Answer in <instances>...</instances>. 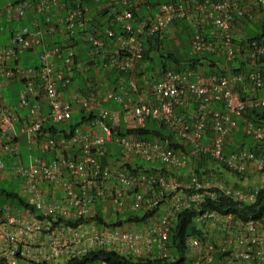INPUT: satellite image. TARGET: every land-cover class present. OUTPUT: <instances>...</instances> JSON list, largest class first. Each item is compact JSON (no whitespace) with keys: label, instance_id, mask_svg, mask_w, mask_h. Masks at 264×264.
Returning <instances> with one entry per match:
<instances>
[{"label":"built area","instance_id":"1","mask_svg":"<svg viewBox=\"0 0 264 264\" xmlns=\"http://www.w3.org/2000/svg\"><path fill=\"white\" fill-rule=\"evenodd\" d=\"M71 1L66 6L65 0H8L0 6V17L7 19L23 17L29 8L41 12L51 31L56 29L51 6H66L60 28L67 35L61 45L45 46L37 65L9 61L42 42L39 27L15 28L8 42L0 44V73L23 80L16 107L0 97V150L17 154L20 133L39 150L28 164L19 160L12 166L33 218L0 203V264H65L96 249L112 250L133 262L172 260L170 232L182 208L196 209L193 220L200 235L184 237L190 260L174 264H264V212L240 218L206 206L220 193L254 202L264 181L262 176L259 182L248 181L249 173L264 168V122L243 118L249 107L264 106V29L259 36L244 30L247 23L258 29L264 21V0H170L144 15L134 13L135 0H94L98 10L109 8L104 27L93 21L88 2ZM179 21L191 26V50L223 59L224 64L218 62L223 69L169 67L140 84L136 64L143 57L144 40L162 37ZM76 35L87 46V63L101 60L103 67L115 72L114 81L101 94L88 76L81 90L70 84L81 64L73 47ZM230 60L241 61L246 69L232 70L226 65ZM102 98L123 104L124 113L130 111L128 117L123 115L125 130L117 138V163L101 158L104 137L92 129L97 119L110 135L120 121L118 110L98 103ZM19 107L26 109L19 113ZM75 110L96 111L88 116V127L75 125L60 134L51 131ZM240 118L252 143L241 142L227 152ZM147 119L162 124L171 137L141 136L138 129ZM253 143L262 145V150ZM137 159L161 165L146 167ZM181 169L185 172L175 175ZM0 170H4L1 159ZM221 170L242 176L244 186L219 177ZM56 190L60 195H54ZM97 200H108L115 214L140 211L144 217L118 224L101 217L98 222L93 218Z\"/></svg>","mask_w":264,"mask_h":264},{"label":"crops","instance_id":"2","mask_svg":"<svg viewBox=\"0 0 264 264\" xmlns=\"http://www.w3.org/2000/svg\"><path fill=\"white\" fill-rule=\"evenodd\" d=\"M0 1H1V3H0V6H1L4 3H6L8 0H0ZM89 5L91 7L90 13L92 15V18H93V21L95 22V24L99 25V27H104L106 24L109 23L107 20H105V17H104V15L106 14V12L108 11L109 8H103L101 10H98V5L95 1H93V3H91ZM65 12H66V6H62V7L51 6V8H50V19L53 22V24L56 25V29H54L53 31L46 29L45 23L43 21V14L41 12H37L31 8L26 10L24 16L20 17V18L7 19L5 16H1L0 17V44L7 43L11 31L13 29L21 27V26H27L31 29H36L39 27L42 31L41 33L38 34V36L41 38L42 42L40 44H38L36 46V48L28 49V50H24V51L19 52L14 58H12L9 61V64L10 65L20 64L23 66H25V65H37L39 63V52L45 46H47V45L53 46V45L62 44L63 42H65L67 35L60 28V26H61L60 23L62 21V18L64 16ZM183 24H184V22L182 21V22L176 23L175 25L168 27L167 30L162 34V37L157 38L158 41L161 42V46L163 45V48L169 49L171 51L176 50V52H178V53H183V49L180 45L181 43L178 42L179 39L177 38L179 36V33H181L183 30L185 31L188 29V28L185 29L186 27ZM113 25L116 29H118L117 23H114ZM186 25H188L189 29H191V26L189 25L188 22H186ZM244 30H245V28H244ZM235 31H237V28H235ZM245 33H246V31H245ZM247 34H248V32H247ZM189 37H190V35H189ZM74 40H75V44L73 47L77 52V60L81 64L79 65L78 68L74 69V71L72 73V81L70 84L76 89V91L81 90L82 87L85 85L86 77L88 76V79L90 78V80H92L94 82L96 88L98 89L99 93L101 94L102 91H104L105 88H107L110 85V83L114 81V79L116 77L115 72L111 68L103 67L101 64V60H99V61L97 60L96 62L91 63V64H89L90 62L87 63L88 62L87 61V54H86L87 46H86L83 38L79 35H76ZM81 40L83 43H81ZM187 40H190V39L187 37ZM174 42L177 43V47L173 46L175 44ZM187 42L189 43V41H187ZM152 56L154 57V55H152ZM52 59H54L55 63H58L60 61L55 55L52 57ZM140 61H142V60H140ZM158 66H159V62L155 61V58H153V61H151L150 59L143 60L142 62H140L139 68H138V65L136 64V70L141 69V71H142V74L138 76L139 77L138 78L139 83L144 84L145 79L148 75L153 74L155 71L158 72L157 71V69L159 68ZM22 86H23V80L22 79H20L18 77H14V78L13 77L12 78L6 77L0 73V97L8 105H10L12 107L17 106V102L19 99V90ZM99 102L103 106H106V107L112 108V109H116L120 112V121L113 128L110 135H108L106 133V131L103 129V126H102V123L100 120L94 119V121H93L94 124L92 125L93 131L96 134H98L99 136L104 137V146L105 147H104V150L102 151V154H101L102 157L101 158L104 161H108L111 163H117V159L119 158V155H120V144L117 141V138H118V135L125 130V120H124L123 115L125 114L128 117L130 115V111L125 110V113H124L122 111V109L124 108V105L116 102L113 99H103L102 98V99H98V103ZM25 109H26V107L17 108L19 113H23L25 111ZM74 112H76V111H74ZM74 112H72V114H74ZM95 112L96 111L89 114V113L80 111V119H76V120L72 121V123H76V125L82 124L83 126L88 127L89 126L88 124L91 122L90 118H88V116L94 115ZM82 116H84V117H82ZM69 120L65 123L59 122V123L54 124V126H55L54 133L60 134L61 132H64V131L60 130L61 128L68 129L67 124L69 123ZM15 126H17V122H15ZM97 126H98V128H97ZM20 134H22V133H20ZM19 135L17 136V140H18L19 147H20L21 141H20ZM238 139L240 140L238 132L236 130H234V132L230 136V139H229L230 144L228 147H231V145L238 144L240 142ZM245 139H247V138H244L243 140H245ZM24 141H26V144L28 146L29 160H30L31 157L35 153L39 152V150L34 145L29 144L27 135L25 136ZM231 150H229V151H231ZM46 156L49 157V153H46ZM12 157H15L16 161H19V160L22 161L21 157L19 158L18 155H16V154L8 155V154H6L0 150V159L4 163V170H0V178L16 177V178H19L20 184H21L20 176H17L13 171L12 166L14 165V160L12 161ZM17 157H18V159H17ZM136 162L138 164H141L143 161H141L140 159H137ZM142 165H145L146 167H150V166L160 167L161 163H159V161L143 162ZM184 172H185V170L181 169V171L176 172L175 175L180 174V173H184ZM218 175H220L219 177H221L222 179H225V180L227 179L229 181H232L233 183H237V185H239V186H244L243 184L245 183V181L243 182L236 175L229 174V173L227 174V173L223 172L222 170L220 171V173H218ZM249 176L251 179H249L248 181H251V182H259V178L261 176L264 177L262 172H260V174L259 173L258 174L249 173ZM57 194L60 195V190H56L54 195H57ZM0 203L6 204V205L12 207L18 213L19 212L22 213V215L25 218H30V219L33 218V216L29 215V213H28L31 211V209L29 207H27V205L25 206V205H20L19 203H7L4 201H0ZM127 212H129V211L125 210L123 212H117L116 213L117 215H116L115 213H113V206L111 205V203L108 200H97L96 201L95 214L101 215V217L104 219H110V218L118 217V218H123L125 220V222L129 223V221L127 220V216H128ZM136 213H138L139 216L141 215L140 211H137ZM131 214H129V215H131ZM136 220H138V219H136ZM132 222H134V221H132Z\"/></svg>","mask_w":264,"mask_h":264},{"label":"trees","instance_id":"3","mask_svg":"<svg viewBox=\"0 0 264 264\" xmlns=\"http://www.w3.org/2000/svg\"><path fill=\"white\" fill-rule=\"evenodd\" d=\"M13 1H18V0H13ZM88 2V4L93 3L94 0H85ZM136 3L134 7L132 8L134 13L136 14H141L144 15L146 13H151L155 7L165 1H170V0H135ZM66 6H69L72 1L71 0H65ZM117 6V5H116ZM136 6V7H135ZM119 7V6H118ZM182 22V21H179ZM176 22V23H179ZM185 29H187L188 32V38L190 35V29L188 25H186V22H184ZM114 26V25H113ZM257 32L252 35L249 34L250 36H259L263 32L264 29V21L261 22L260 24H257ZM115 28V27H114ZM59 45V44H58ZM61 45V44H60ZM144 45V54L143 57L140 60H145V59H150L153 61V53L154 51L158 54V62H159V69H166V68H179V67H184L186 65H190L191 67H205V69L208 70H221L223 69L222 65H219L218 62L221 64H224L223 59L212 56L211 54L207 52H199V53H193L188 57L180 56L176 50H169L163 48V45L161 46V42L158 41L157 38H146L143 42ZM138 61L137 65L139 68L140 62ZM229 68L232 70H245L246 68L242 65L241 61L236 63L235 61H228L226 64ZM136 74L139 76L142 74L141 69L136 70ZM73 114L71 117L68 119L69 123L67 124V128L71 129L72 126L76 125V123H72V118ZM84 117V116H82ZM243 118H248L253 120L254 122H264V106H253L249 107L246 112L243 115ZM242 120L241 118L238 119V125L239 127L236 129L238 132L240 142L247 145H250L252 143V140L250 137L246 136L243 133L242 130ZM63 124V123H62ZM69 126V127H68ZM55 126L53 125L51 127V131H55ZM61 131H64L65 128H61ZM128 130V129H127ZM138 132L141 136L143 137H149V136H159L161 138L168 137L170 138L169 132L164 128L162 124H157L153 122L150 119L146 120L145 125L142 128L138 129ZM245 136V137H244ZM244 138H247L243 140ZM235 145H231V147H226L225 151L231 150ZM253 147L257 149L258 151L262 150V145H257V143H253ZM199 164L195 168L196 171L199 170ZM0 191L4 192L8 196H13L18 199V202L20 205H27L25 202V199L23 196L19 194V192L8 190L7 188H1ZM5 202V201H4ZM206 206L212 207L217 209L220 212L223 213H232L233 216L235 217H240V218H245L248 214H252L255 217H260L262 213L264 212V181L261 184V187L259 188V191L256 195V199L254 202L248 203V202H240L237 200H234L230 196L220 193L219 196L217 197L216 200H207ZM196 209L193 208H182L180 209L177 214L176 218L173 224V227L170 232V245H171V252L173 255L172 260H167V259H154V260H145V261H131L123 256H120L113 252L112 250H102V249H96L92 250L80 257H75L69 259L65 264H94L98 260H105L108 263H133V264H174L178 262H188L190 260V257L186 255V249H185V244H184V237L187 234L190 233H196L199 234V231L196 229V224L194 223L193 220V214L195 213ZM132 213V214H131ZM128 216L127 219H142L144 215L139 216L138 213L136 212H127ZM131 214V215H129ZM60 219L66 220L68 222L73 223V220H70L68 218H65L63 216H59ZM94 219H96L98 222L102 221L101 215L94 214L93 216ZM121 220H115L112 221L113 224H118L120 223ZM188 260V261H186ZM34 264H47L44 262H37Z\"/></svg>","mask_w":264,"mask_h":264},{"label":"rangeland","instance_id":"4","mask_svg":"<svg viewBox=\"0 0 264 264\" xmlns=\"http://www.w3.org/2000/svg\"><path fill=\"white\" fill-rule=\"evenodd\" d=\"M0 3H1V1H0ZM245 31L248 32V34L254 35L257 32V28H256V26L253 23H247L246 26H245ZM187 35H188L187 30H185V31L183 30L181 33H179V36L177 37L179 39L178 42L181 43L180 45H181V47L183 49V53H179V54H180V56H184V57H188L191 54L195 53V52H193L190 49V44L187 42V41H189V40H187V37H188ZM81 43H83L82 40H81ZM174 43L175 44L173 46L177 47V43L176 42H174ZM153 55H154L155 61H158L159 60L158 54L154 51ZM212 56H214V55H212ZM76 119H80V111L74 112V114H73V116L71 118L72 121H74ZM97 128H98V126H97ZM25 136L26 135L24 133L19 135V138H20V141H21V145L19 147V153L16 154V155L19 156V158L21 157L22 162H23L24 165L29 163V151H28V146L26 144V141H24ZM17 159H18V157H17ZM13 160H14V165H17L18 161H16L15 157H12V161ZM262 173L264 175V171ZM248 179H250V178H248ZM229 182H232V181H229ZM0 187L1 188H7L8 190L19 192V190H20V180H19V178H16V177L0 178ZM0 201H5L7 203H19L18 199L16 197L8 196L2 191H0ZM186 261H188V260H186Z\"/></svg>","mask_w":264,"mask_h":264},{"label":"clouds","instance_id":"5","mask_svg":"<svg viewBox=\"0 0 264 264\" xmlns=\"http://www.w3.org/2000/svg\"><path fill=\"white\" fill-rule=\"evenodd\" d=\"M12 1H13V0H12ZM1 6H2V5H1ZM27 50H28V49H27ZM75 111H77V110H75ZM73 112H74V111H73ZM81 112H82V111H81ZM70 117H71V116H70ZM67 121H68V120H67ZM67 121H66V122H67ZM63 123H65V122H63ZM74 126H75V125H74ZM74 126H73V127H74ZM65 130H66V129H65ZM65 130H64V131H65ZM263 171H264V168H263L261 171H259V174H260V172H263ZM238 177H239L240 179L242 178V176H240V175H239ZM249 178H250V176H249ZM250 179H251V178H250ZM249 182H250V181H249ZM234 184L237 185V183H234ZM19 194H20V193H19ZM24 199H25V198H24ZM116 219H117V218H116ZM116 219H115V218H111V222H112V221H115ZM119 219H120V220H123V218H119ZM119 219H118V220H119ZM94 264H95V263H94Z\"/></svg>","mask_w":264,"mask_h":264}]
</instances>
